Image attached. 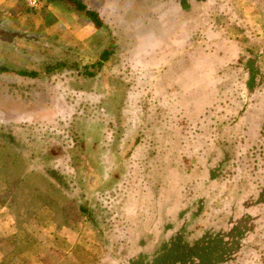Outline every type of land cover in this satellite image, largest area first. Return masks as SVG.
<instances>
[{
	"label": "crops",
	"instance_id": "obj_1",
	"mask_svg": "<svg viewBox=\"0 0 264 264\" xmlns=\"http://www.w3.org/2000/svg\"><path fill=\"white\" fill-rule=\"evenodd\" d=\"M40 1L35 9L26 0H0V29L32 30L41 40L75 49L82 65L94 63L113 45L114 54L102 68L99 101L123 125L143 119L139 106L146 103L164 112L173 107L176 118L194 122L195 135L217 138V144L229 147L236 138L239 144L249 132L261 136L264 0H146L144 10L130 19L123 5L104 0L103 11L114 8L117 14L107 24L98 11L105 29L81 21L64 3ZM119 41L131 44L120 46ZM15 44L32 46L20 39L0 42L9 48ZM128 85L135 89L130 100L124 91ZM255 107L263 115L254 116L250 126L249 112ZM209 122L211 127L204 128ZM86 139L88 157L92 150L101 151L100 138L95 149ZM122 144L110 149L118 157L114 161L102 156L93 161L89 192L117 182L119 171L114 179L101 178L105 168H119L134 146ZM25 149L0 139V264H112L106 242L78 212L76 197L47 175L36 153L27 155Z\"/></svg>",
	"mask_w": 264,
	"mask_h": 264
},
{
	"label": "rangeland",
	"instance_id": "obj_2",
	"mask_svg": "<svg viewBox=\"0 0 264 264\" xmlns=\"http://www.w3.org/2000/svg\"><path fill=\"white\" fill-rule=\"evenodd\" d=\"M87 3L107 24L117 15L114 8L103 11L104 0ZM116 3L125 7L124 17L130 19L144 10L146 0H134V4L133 0H113ZM72 54L34 44L0 45V64L30 70L59 59L81 64L75 49ZM102 68L94 78L64 69L30 80L23 96L5 87L0 138L12 137L13 144L26 147L27 155L36 153L46 173L60 168L56 174L70 185L68 193L83 195L90 206L112 264H129L135 255L151 252L177 231L191 232L192 243L205 235L224 237L232 251L219 264H264V126L258 138L249 132L250 136L239 138V144L238 138L229 140V147L235 145L230 149L227 143L217 144V138L195 135L194 122L176 118L173 107L169 113L142 103L143 119H129L123 125L100 107L99 90L105 84ZM124 91L129 100L134 96V87L128 85ZM249 114L247 124L252 126L253 117L262 116L263 110L255 107ZM23 116L30 119L22 121ZM210 122L204 128L211 127ZM88 137L91 149L100 138L101 151L92 150L91 157L85 148ZM125 141L134 146L122 168L107 167L101 178L114 179L119 171L117 182L104 191L89 192L86 185L95 173L93 161L101 156L114 161L118 157L110 149ZM233 158L232 164L220 165ZM148 235L151 240L146 239Z\"/></svg>",
	"mask_w": 264,
	"mask_h": 264
},
{
	"label": "trees",
	"instance_id": "obj_3",
	"mask_svg": "<svg viewBox=\"0 0 264 264\" xmlns=\"http://www.w3.org/2000/svg\"><path fill=\"white\" fill-rule=\"evenodd\" d=\"M47 3H64L73 11H75L80 20L87 21L96 29H105L104 22L99 17L96 10L88 8L86 0H44ZM149 0L150 4L154 3ZM156 1V0H155ZM147 5V3H146ZM16 39L32 43L38 47L60 48L63 53L70 52L72 49L59 44H52L47 41L39 39L32 30H22L18 33L6 32L0 29V42L12 44ZM114 46L109 45L101 52L96 62L87 65H81L77 61L67 59H59L54 63H45L39 70H30L19 68L14 65L0 64V101L3 102L5 97V87L9 90L14 89L19 96H23L24 89L26 90L30 80L46 77L47 75L61 71L64 69H72L76 74L83 78H94L100 72L101 68L108 61L111 55L114 54ZM73 55V54H72ZM6 143H12V137L0 138ZM58 169H51L47 171V175L52 178L57 184L66 192L70 185L64 183L58 174ZM57 173V174H56ZM57 175V176H55ZM159 185L155 187L157 189ZM82 199V200H81ZM76 206L80 215L97 230L92 218L90 206L83 200V195H78L75 199ZM237 228H234L236 231ZM191 232H174L168 242L158 243L151 252L139 253L134 256L129 264H219L224 261L232 251V245L226 241L220 234L210 236L205 235L193 243L189 242ZM147 240H151V236H147Z\"/></svg>",
	"mask_w": 264,
	"mask_h": 264
},
{
	"label": "built area",
	"instance_id": "obj_4",
	"mask_svg": "<svg viewBox=\"0 0 264 264\" xmlns=\"http://www.w3.org/2000/svg\"><path fill=\"white\" fill-rule=\"evenodd\" d=\"M26 4L27 6L36 9L41 5V1L40 0H26Z\"/></svg>",
	"mask_w": 264,
	"mask_h": 264
}]
</instances>
